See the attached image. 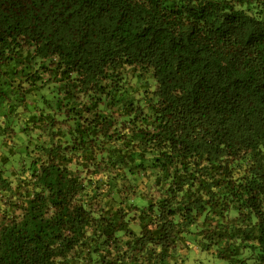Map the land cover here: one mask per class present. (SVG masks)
<instances>
[{
  "label": "trees",
  "instance_id": "1",
  "mask_svg": "<svg viewBox=\"0 0 264 264\" xmlns=\"http://www.w3.org/2000/svg\"><path fill=\"white\" fill-rule=\"evenodd\" d=\"M0 136V264H264V0H0Z\"/></svg>",
  "mask_w": 264,
  "mask_h": 264
},
{
  "label": "rangeland",
  "instance_id": "2",
  "mask_svg": "<svg viewBox=\"0 0 264 264\" xmlns=\"http://www.w3.org/2000/svg\"><path fill=\"white\" fill-rule=\"evenodd\" d=\"M22 146V145H21ZM16 148L18 150V152L21 151V147L18 146V143L16 144ZM0 149H2V138L0 136ZM18 154V153H17ZM20 153L16 156V158H19L18 161H14V163H12L13 165V168L15 169L16 171V174H18V176L16 178H13V176H11L10 178H12V182L15 184L20 178L23 177L24 173L22 172L23 171V167L24 166H21V163H20ZM28 165V163H27ZM27 170V169H26ZM28 173V172H27ZM23 174V175H22ZM15 175V174H13ZM22 175V176H21Z\"/></svg>",
  "mask_w": 264,
  "mask_h": 264
}]
</instances>
